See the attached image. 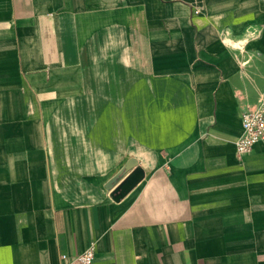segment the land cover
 <instances>
[{
	"label": "crops",
	"instance_id": "obj_1",
	"mask_svg": "<svg viewBox=\"0 0 264 264\" xmlns=\"http://www.w3.org/2000/svg\"><path fill=\"white\" fill-rule=\"evenodd\" d=\"M263 92L264 0H0V264H264Z\"/></svg>",
	"mask_w": 264,
	"mask_h": 264
},
{
	"label": "built area",
	"instance_id": "obj_2",
	"mask_svg": "<svg viewBox=\"0 0 264 264\" xmlns=\"http://www.w3.org/2000/svg\"><path fill=\"white\" fill-rule=\"evenodd\" d=\"M242 135L235 142L237 154L243 156L252 151L255 145L264 142V92L255 105L249 106L242 115ZM67 259L66 256L62 257ZM95 244L83 253L70 259L71 264H94Z\"/></svg>",
	"mask_w": 264,
	"mask_h": 264
},
{
	"label": "water",
	"instance_id": "obj_3",
	"mask_svg": "<svg viewBox=\"0 0 264 264\" xmlns=\"http://www.w3.org/2000/svg\"><path fill=\"white\" fill-rule=\"evenodd\" d=\"M143 176V171L132 161L110 181L108 189L113 190L112 195L125 196L143 179Z\"/></svg>",
	"mask_w": 264,
	"mask_h": 264
}]
</instances>
